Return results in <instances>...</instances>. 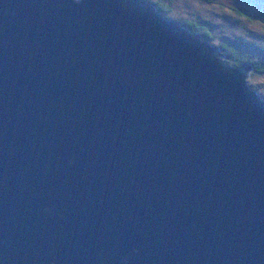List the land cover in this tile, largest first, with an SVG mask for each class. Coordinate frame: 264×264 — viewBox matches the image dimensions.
Wrapping results in <instances>:
<instances>
[{
	"label": "water",
	"instance_id": "water-1",
	"mask_svg": "<svg viewBox=\"0 0 264 264\" xmlns=\"http://www.w3.org/2000/svg\"><path fill=\"white\" fill-rule=\"evenodd\" d=\"M250 69L145 0H0V264H264Z\"/></svg>",
	"mask_w": 264,
	"mask_h": 264
},
{
	"label": "rangeland",
	"instance_id": "rangeland-1",
	"mask_svg": "<svg viewBox=\"0 0 264 264\" xmlns=\"http://www.w3.org/2000/svg\"><path fill=\"white\" fill-rule=\"evenodd\" d=\"M166 1L168 3L172 1L170 6L173 8L172 12L176 16L185 17L198 13L201 18L206 17V15L208 18L215 15L213 20H216L218 23L222 22L223 24H220V26L212 25L210 32L214 33L219 41L222 40L220 39V35H223L224 37L226 34H228L226 37L232 38H235L237 35L241 36L242 34L246 35L248 38L251 37L248 44L255 48L253 50V54L255 56L254 60L259 63V67H264V2L260 3L255 0H214L215 3L210 1L206 5V2L203 0ZM217 3H220L221 5H217ZM235 11L243 12L245 16H251L252 19L248 21L244 18L238 19ZM160 15L172 21L175 19V17H172L169 12L160 13ZM216 25L218 24L216 23ZM232 27L235 30L233 32H229ZM219 32L221 34H219ZM252 37L257 39L259 45L257 42L253 41ZM203 41L205 42V40ZM206 43L208 45H214V43ZM241 46L242 43L240 42L238 45L239 49L236 50L238 53L241 51ZM252 70L253 69L251 68L246 79L247 87L251 91H254V93L258 96V99L264 100V72H254Z\"/></svg>",
	"mask_w": 264,
	"mask_h": 264
},
{
	"label": "trees",
	"instance_id": "trees-1",
	"mask_svg": "<svg viewBox=\"0 0 264 264\" xmlns=\"http://www.w3.org/2000/svg\"><path fill=\"white\" fill-rule=\"evenodd\" d=\"M148 1L149 3H152L158 13H164V12H169L172 17H175L174 22L180 24L183 26V28L188 29V31L190 32H194L197 33L198 35H200L199 37H201V39L205 40V42H209L214 43V46H217L220 50V52L223 54V60L229 65V66H239L243 63H247L248 65L251 66V68L253 69L252 71L254 72H264V67L262 66H258V62L254 60V52L253 50L255 49L254 47H251L248 44V41L251 40V37L248 38L246 35L242 34L241 36L237 35L235 38L232 37H226L228 36V34H226V36L223 37V35H220V39H222L221 41H219L217 39V37L214 35V33L210 32V29L213 26H220V24H223L222 22H217L216 20H213V17L215 16H211L207 18H201L200 15H198V13H196L195 15H189V16H185V17H181V16H176L173 12H172V7L170 6L171 2H167L166 0H145ZM206 2V5L208 2L213 1L214 0H203ZM256 2H260L263 3L264 0H255ZM217 5H221L220 3H217ZM237 18H244L246 21L252 19L251 16H245L243 14V12L240 11H235ZM199 16V17H198ZM217 17V16H216ZM216 19V18H215ZM213 20V21H212ZM221 21V20H219ZM216 23L218 25H216ZM222 27V26H221ZM235 29L232 27V29L229 32H233ZM227 31V30H226ZM219 34H221L219 32ZM219 36V35H218ZM254 42H257L259 45V42L257 41V39H255L254 37H252ZM212 41V42H210ZM240 42L242 43L241 46V51L240 53H238L236 50L239 49L238 45L240 44Z\"/></svg>",
	"mask_w": 264,
	"mask_h": 264
},
{
	"label": "clouds",
	"instance_id": "clouds-1",
	"mask_svg": "<svg viewBox=\"0 0 264 264\" xmlns=\"http://www.w3.org/2000/svg\"><path fill=\"white\" fill-rule=\"evenodd\" d=\"M150 4H152V3H150ZM153 5V4H152ZM154 6V5H153ZM155 7V6H154ZM156 8V7H155ZM157 10V9H156Z\"/></svg>",
	"mask_w": 264,
	"mask_h": 264
}]
</instances>
